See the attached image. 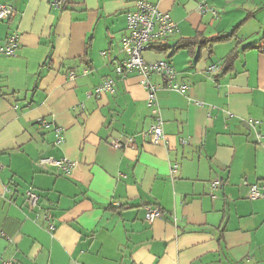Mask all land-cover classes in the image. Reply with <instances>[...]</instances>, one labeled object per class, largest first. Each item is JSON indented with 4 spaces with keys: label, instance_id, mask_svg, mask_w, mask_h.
<instances>
[{
    "label": "crops",
    "instance_id": "0c3cea01",
    "mask_svg": "<svg viewBox=\"0 0 264 264\" xmlns=\"http://www.w3.org/2000/svg\"><path fill=\"white\" fill-rule=\"evenodd\" d=\"M138 1L0 0L13 10L0 47L19 35L15 55L0 51V264H264V199L245 184L264 186V0H145L177 29L142 56L186 85L149 75L151 104L138 73L114 71ZM234 29L211 53L174 47ZM235 47L231 70L208 71ZM106 79L113 92L94 94ZM158 121L163 140L152 144ZM46 156L76 165L44 169ZM152 206L162 216L148 223Z\"/></svg>",
    "mask_w": 264,
    "mask_h": 264
},
{
    "label": "built area",
    "instance_id": "2783aa9c",
    "mask_svg": "<svg viewBox=\"0 0 264 264\" xmlns=\"http://www.w3.org/2000/svg\"><path fill=\"white\" fill-rule=\"evenodd\" d=\"M65 3V0H51L53 6L61 7ZM204 6L200 5L199 9L203 10ZM207 8V7H206ZM13 14V10L9 5L0 4V21H6ZM126 21L129 33L122 39V50L125 56L115 65V73L117 75L125 76L128 73L136 72L142 77V84L144 85L148 103H153L155 99L156 87L148 81V77L151 74H156L161 77L163 83L168 89H176L181 92L185 91L186 85L178 84L174 82L175 71L173 67L164 60L158 61H146L142 53L148 44L152 41L165 40L170 37L177 29V25L173 22L167 12L160 11L156 5L151 4L145 0L136 2V8L133 11L126 13ZM19 35L17 31L10 32L4 39L0 51L7 56L15 55L16 48L18 46ZM216 66H211L208 71L216 70ZM87 69L83 72L87 73ZM74 73H70V77H73ZM113 81L106 79L97 86H95L93 93L101 95L106 92H113ZM249 126H254L255 121L249 119L247 121ZM55 144L61 145L64 142V135L62 129L55 127ZM149 141L152 144L159 143L163 140L161 123L158 121L148 131ZM261 137V136H258ZM133 138L127 137L124 141L115 139L111 145L114 148L125 147L126 145H132ZM38 164L44 169L55 168L62 173L68 174L69 171L76 165V162L61 158L56 159L53 157H41L38 159ZM248 197L250 199H264V186L258 187L256 184H247ZM221 182L215 179L210 182L211 189L220 187ZM214 198L215 195L211 194ZM26 202L30 207H35L38 203L39 196L36 192L28 189L25 193ZM162 216L161 209L158 206L146 207L145 220L151 223L154 219ZM45 219L50 220V215L45 214ZM50 228L53 225L50 224ZM138 264V263H137Z\"/></svg>",
    "mask_w": 264,
    "mask_h": 264
},
{
    "label": "trees",
    "instance_id": "16d2710c",
    "mask_svg": "<svg viewBox=\"0 0 264 264\" xmlns=\"http://www.w3.org/2000/svg\"><path fill=\"white\" fill-rule=\"evenodd\" d=\"M11 17H12V15H11ZM9 19H7V20H9ZM234 33H235V29L230 34L216 35L214 37H209V38L208 37H200L199 38V36L196 35L192 38L182 40L179 45L177 44L174 47H175V49L186 48L187 50L192 52V48L195 47L196 45H199L198 48L203 46L208 50L209 53H211V49L215 43L220 42L222 40L231 39L234 36ZM236 56H237V49L235 47L224 57L223 62L220 65H216L217 69L212 71V72H216L218 70H221L222 68H223L222 71H224V72L231 70L234 58Z\"/></svg>",
    "mask_w": 264,
    "mask_h": 264
}]
</instances>
